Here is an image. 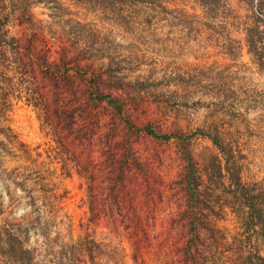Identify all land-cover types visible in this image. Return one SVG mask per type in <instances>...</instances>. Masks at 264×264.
Returning <instances> with one entry per match:
<instances>
[{
	"label": "rangeland",
	"instance_id": "374dc122",
	"mask_svg": "<svg viewBox=\"0 0 264 264\" xmlns=\"http://www.w3.org/2000/svg\"><path fill=\"white\" fill-rule=\"evenodd\" d=\"M0 264H264V0H0Z\"/></svg>",
	"mask_w": 264,
	"mask_h": 264
},
{
	"label": "trees",
	"instance_id": "16d2710c",
	"mask_svg": "<svg viewBox=\"0 0 264 264\" xmlns=\"http://www.w3.org/2000/svg\"><path fill=\"white\" fill-rule=\"evenodd\" d=\"M102 99H103V98H102ZM108 102H109L110 105L115 106L114 101L109 100Z\"/></svg>",
	"mask_w": 264,
	"mask_h": 264
}]
</instances>
